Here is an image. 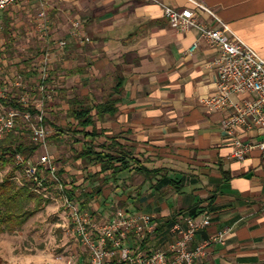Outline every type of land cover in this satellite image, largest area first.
<instances>
[{
    "label": "crops",
    "instance_id": "crops-1",
    "mask_svg": "<svg viewBox=\"0 0 264 264\" xmlns=\"http://www.w3.org/2000/svg\"><path fill=\"white\" fill-rule=\"evenodd\" d=\"M245 43L264 58V0H202ZM54 38H65L71 22L79 20L91 38L86 45L72 44L57 58L56 73L66 103L76 96L89 105L117 101V113L98 115L85 132L94 133L96 145L116 140L147 159L151 169H163L177 184L152 187L141 176L127 178L120 189L112 182L87 180L100 172L73 158L76 171L62 166L58 173L65 183H74L76 197L101 187L95 202L97 216L106 220L117 209L143 212L157 223L156 237L139 239L132 234L125 245L150 253L172 241L171 228L183 215L211 225L199 232L192 244L218 231L231 229L224 245L212 247L200 264H264V154L254 150L243 162L230 159L231 141L222 123L231 110H209L204 100L217 92L220 57L196 30L180 33L171 28L159 3L177 9L192 8L188 0H46ZM41 10V0H16L0 10L6 27L28 31ZM215 25L209 18H201ZM19 29V30H17ZM28 33V32H27ZM198 43L191 52L194 43ZM72 91L73 96L67 95ZM76 94V95H75ZM255 93L237 94L233 102L253 101ZM68 120L58 126L66 138L80 143L91 137L68 130ZM80 130V128L78 129ZM244 140L264 139L255 129H241ZM73 150V149H72ZM127 177V176H126ZM123 177L122 179H124ZM70 185L67 184V187ZM99 200L102 203H99ZM117 207H116V206ZM112 207L109 216L104 208ZM92 212V211H91Z\"/></svg>",
    "mask_w": 264,
    "mask_h": 264
},
{
    "label": "built area",
    "instance_id": "built-area-1",
    "mask_svg": "<svg viewBox=\"0 0 264 264\" xmlns=\"http://www.w3.org/2000/svg\"><path fill=\"white\" fill-rule=\"evenodd\" d=\"M188 1L192 8L177 9L159 4L172 29L180 33L196 30L209 45L220 50V57L216 61L217 92L206 98L204 103L209 110H231L229 117L222 123V130L232 143L229 157L231 160L243 162L254 150L264 154V139L244 140L239 135L244 128L264 133V58L236 35L202 0ZM15 2L16 0H0V10L11 7ZM46 11L47 2L41 0L38 16L41 21L40 31L44 35L45 51L37 69L36 90L44 98H49L48 80L52 71V51L56 50L57 54H61L72 44L82 46L91 43V38L76 19L71 22L70 31L65 38L52 40L49 37L50 26ZM203 16L215 25H208L201 19ZM2 29L0 24V31ZM197 47L196 42L190 51H195ZM23 83L24 79L18 77L15 85L21 86ZM244 93H255L257 98L253 101H232L233 95ZM18 103L23 108L33 105L25 96L18 99ZM17 119L26 122L36 120L37 125L32 127V138L40 147L45 144L49 132L43 124L44 116L40 110L36 115L15 109L0 112V140L15 128ZM16 160L24 169L25 175L35 183L38 191L41 192L47 182L56 186L74 232L89 252V264H200L209 250L218 244L224 245L226 237L231 233V229L218 231L192 247L196 235L210 227L211 218L208 214H204L200 220L181 215L174 221L171 228L174 237L166 248L157 247L150 253L133 249L125 245L130 235L134 234L141 240L148 236L156 237L157 223L152 216L143 212L131 213L121 208L107 220L94 216L90 211L81 210L78 203L70 199L64 178L58 173L49 156L42 155L34 162L33 158L26 160L18 155Z\"/></svg>",
    "mask_w": 264,
    "mask_h": 264
},
{
    "label": "rangeland",
    "instance_id": "rangeland-1",
    "mask_svg": "<svg viewBox=\"0 0 264 264\" xmlns=\"http://www.w3.org/2000/svg\"><path fill=\"white\" fill-rule=\"evenodd\" d=\"M39 12L35 16L34 24L29 26L28 33L17 29L19 31L16 37H14L16 33L13 31L14 27H6L4 21L0 19L3 28L0 31V97L11 96L18 100L25 96L28 102L34 105L31 108H35L38 112L42 111L44 118L52 123V125L43 123L49 135L45 144L32 157L34 162H37L42 155H47L57 170L68 165L72 168L71 171L75 172L77 168L73 162L75 149L71 148L75 144L73 140L66 138L64 142L66 147L61 144L55 146L51 140L56 132L54 125L65 126L64 122L66 124L68 121L69 108L67 101L63 100L64 96L58 82L56 62L61 54H57L56 50H53L51 54L52 71L48 80L50 97L44 98L36 90L37 69L45 51L44 35L40 31ZM46 16L50 26L49 37L56 41L60 38L56 39L53 36L48 9ZM18 77L24 79L21 86L15 85ZM67 95L72 97V91ZM3 110L5 108L0 105V112ZM19 122L20 124L26 123L32 136V127L37 125L36 120L26 122L21 119ZM8 170V168L0 170V180ZM22 178L23 174L16 173L17 183L22 184ZM40 193L47 200L43 208L21 228L0 235V264H89V252L78 240L56 186L51 184L44 187ZM94 203L90 202V212L92 211L91 213L96 216L98 212ZM99 203L101 204L102 201L99 200ZM112 211V207L109 206L102 212L107 217Z\"/></svg>",
    "mask_w": 264,
    "mask_h": 264
},
{
    "label": "trees",
    "instance_id": "trees-1",
    "mask_svg": "<svg viewBox=\"0 0 264 264\" xmlns=\"http://www.w3.org/2000/svg\"><path fill=\"white\" fill-rule=\"evenodd\" d=\"M0 105L5 109H15L29 111L36 115L35 108H23L18 100L7 96L0 97ZM95 110L98 115L117 113V101H107L102 104L89 105L87 100L79 99L77 96L69 101L67 111L68 130L74 134H81L84 139L91 137V143H83L80 150L75 152V158L87 164L99 166L100 172L86 178L87 180L98 181L99 176L108 173L101 179L102 184L112 182L114 189H120L121 181L126 182L127 178L141 176L144 182L154 188L158 184H177L170 180L163 169H151L145 165L147 159L139 158L132 148L122 146L116 140H111L108 144L96 145L94 133L88 134L85 129L94 123L91 112ZM21 119H17L15 128L9 132L5 138L0 140V170L9 169L6 175L0 180V235L5 232H13L25 225L36 213H38L46 203V198L40 193L35 183L26 175L21 165L17 164L16 157L21 155L26 160L32 158L39 151V144H36L31 136L26 123L20 124ZM44 124H51L44 118ZM80 128V130H78ZM55 135L52 140L59 143V139L64 135V130L54 125ZM76 140L75 143H80ZM23 174L22 184L15 180L16 173ZM127 176V177H126ZM125 177L124 179H122ZM28 178V179H27ZM67 184L70 185L67 188ZM47 186L51 183L47 182ZM66 192L70 199L76 201L83 211H90V202L100 199L102 195L101 187L95 188L92 193H85V186L81 188V196L76 197L77 187L74 183H64ZM33 204V206H31Z\"/></svg>",
    "mask_w": 264,
    "mask_h": 264
}]
</instances>
